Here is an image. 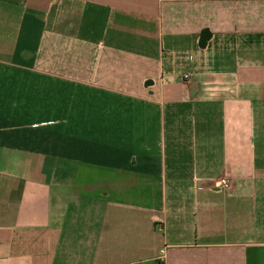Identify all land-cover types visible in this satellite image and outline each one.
Here are the masks:
<instances>
[{"label":"crops","instance_id":"crops-1","mask_svg":"<svg viewBox=\"0 0 264 264\" xmlns=\"http://www.w3.org/2000/svg\"><path fill=\"white\" fill-rule=\"evenodd\" d=\"M0 264H264V0H0Z\"/></svg>","mask_w":264,"mask_h":264},{"label":"trees","instance_id":"trees-1","mask_svg":"<svg viewBox=\"0 0 264 264\" xmlns=\"http://www.w3.org/2000/svg\"><path fill=\"white\" fill-rule=\"evenodd\" d=\"M212 36L213 35L209 30H204L200 35V47L206 48L207 44L211 40Z\"/></svg>","mask_w":264,"mask_h":264},{"label":"built area","instance_id":"built-area-1","mask_svg":"<svg viewBox=\"0 0 264 264\" xmlns=\"http://www.w3.org/2000/svg\"><path fill=\"white\" fill-rule=\"evenodd\" d=\"M184 79H185V80H189V79H190V76H189V75H186V76L184 77ZM230 188H231V183H230L229 180H227V179H223V180H221V181L219 182L218 190H225V191H227V190H229ZM164 253H165L164 250L161 251V255H162V256H164Z\"/></svg>","mask_w":264,"mask_h":264}]
</instances>
